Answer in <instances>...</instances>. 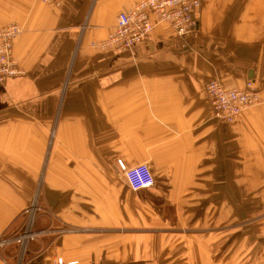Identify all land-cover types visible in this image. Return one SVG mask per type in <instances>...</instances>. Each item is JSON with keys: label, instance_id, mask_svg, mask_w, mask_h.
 <instances>
[{"label": "crops", "instance_id": "obj_1", "mask_svg": "<svg viewBox=\"0 0 264 264\" xmlns=\"http://www.w3.org/2000/svg\"><path fill=\"white\" fill-rule=\"evenodd\" d=\"M139 1L0 0V26L21 27L13 55L24 71L0 84V237L40 191L55 219L39 215L21 264H264V0H201L183 38L155 23L131 50L92 46ZM214 80H251L262 101L213 122ZM117 159L149 164L157 185L130 190ZM246 209L236 231L208 235Z\"/></svg>", "mask_w": 264, "mask_h": 264}, {"label": "built area", "instance_id": "obj_2", "mask_svg": "<svg viewBox=\"0 0 264 264\" xmlns=\"http://www.w3.org/2000/svg\"><path fill=\"white\" fill-rule=\"evenodd\" d=\"M42 1L53 6L61 0ZM200 5L201 0H141L129 10L117 15L114 30L109 33L107 39L99 43V46L111 48L116 53L131 50L148 39L155 23L166 24L177 37L183 38L196 31L198 22L194 12ZM19 35L20 29L14 25L0 30V83L24 74L13 56V43ZM205 91L211 100L214 116L226 123L235 120L241 110L257 101L249 81L243 90L225 89L217 82H209ZM116 166L130 190L146 191L153 187V176L147 165L127 167L123 161L118 160ZM30 234L25 231L18 239L25 241L31 237ZM56 264L77 263H64L59 259Z\"/></svg>", "mask_w": 264, "mask_h": 264}, {"label": "rangeland", "instance_id": "obj_3", "mask_svg": "<svg viewBox=\"0 0 264 264\" xmlns=\"http://www.w3.org/2000/svg\"><path fill=\"white\" fill-rule=\"evenodd\" d=\"M34 1L37 4H39V5L43 6V7H47L49 9H54V8L58 7L61 4V2H62V0H61L57 5L50 6L49 4L44 3L42 0H34ZM122 12H125V11H122ZM10 25L17 26L20 29V35H21L22 30H21L20 25H18L17 23H14V22H7V23L1 25L0 26V30L4 29L5 27L10 26ZM20 35L18 36V38L20 37ZM15 41H14V43H15ZM103 41L94 42V43H92V46H94V47H96V48H98L100 50H107V49L112 50L111 48H101L99 46V43H101ZM10 79H13V78H10ZM248 81L251 82V87H252V89L254 90V92L256 94L257 101L253 105H250V106L244 108L243 110H241L239 112V114L236 116V119L233 120L230 123L222 122V121L218 120L214 116V109H213V106L211 104V100H210V98L208 97V95L206 94V91H205L206 84L209 83V82H217L221 87H223L225 89L243 90L244 88L246 89V87H247V81L245 82L243 88H227V87L222 86L220 84V82L215 81V80L214 81H209V82H207L205 84L204 93H205V96H206V98L208 100V104H209V107H210V120L211 121L219 123V124H225V125L232 124V123H234V122H236V121H238L240 119V116H241L242 112H244L245 110H247L249 108L255 107L256 105L261 103L262 99H261V96H260L259 89L255 86V84L251 80H248ZM0 84H2V83H0ZM118 160L119 159H117L115 161V165H117V161ZM141 164L147 165V167L150 169L149 164H147V163H141ZM150 171H151V169H150ZM151 174L153 176V182H154L152 188H154L157 185V181H156V178H155L154 174L152 173V171H151ZM120 175L122 176V173H120ZM41 182H42V177L41 178L38 177L37 183H38L39 186H40ZM39 192H37V193H35L33 195L32 194L28 195V198H27V201H26L27 205L16 215L15 219L13 220V222L10 224V226H8L6 228V230L4 231L2 236L0 237V257H2L3 259H6L4 254L14 255L15 257H14L13 264H16L17 260H18L17 263H19V261H20V264H21V262L24 261L25 254L28 253L27 252L28 251L27 248L29 246L28 244H30V242H32V241L37 239L39 234L36 235V232H34V231L36 230L35 223H36L39 215L41 213L49 214L48 215L49 218H51L52 220L55 219L54 215L51 212H50L51 213L50 214L49 211H46V210H44L42 208V206H41L42 197H41V193H39ZM220 196L221 195H214L215 198L213 200L216 201V202H220L222 199L225 200V198L220 197ZM215 212H220V211L218 210V211H215ZM232 212H235V211H232V210L229 211V213H232ZM261 212L263 213L264 211L262 210ZM252 213H253V211L248 210V209L243 210V211L240 210L238 212L236 211V213L229 218V221L224 220V222H222L220 218H216V220H215V216H214L213 220H215V222L212 223L211 225L210 224L208 225V235L213 234V235H217L218 236L219 234L221 235V234H225V233H228V232H231V231H236L237 228L239 227L238 224L240 222H245L248 219H251L253 217ZM215 214H217L219 216L218 213H214V215ZM243 214H245L244 217H242ZM227 226H232V227H229V229L227 231ZM25 231H27L28 233H31L30 234L31 237L27 238L25 241H21L20 239H18V237L21 234H23ZM59 231H61V232H76L77 230L75 228H72V227H66L65 225H63V226L59 225ZM218 238H219V236H218ZM3 251H5L6 253L3 252ZM20 255H22V256H20ZM59 259H61L64 263L76 262L77 264H84V263H82V262H80L79 260H76V259L66 260V259H64L62 257H57L55 259V261H54V264H56ZM89 264H100V263H89Z\"/></svg>", "mask_w": 264, "mask_h": 264}, {"label": "water", "instance_id": "obj_4", "mask_svg": "<svg viewBox=\"0 0 264 264\" xmlns=\"http://www.w3.org/2000/svg\"><path fill=\"white\" fill-rule=\"evenodd\" d=\"M20 256H22V255H20ZM19 264H20V261H19Z\"/></svg>", "mask_w": 264, "mask_h": 264}, {"label": "trees", "instance_id": "obj_5", "mask_svg": "<svg viewBox=\"0 0 264 264\" xmlns=\"http://www.w3.org/2000/svg\"><path fill=\"white\" fill-rule=\"evenodd\" d=\"M26 255V254H25Z\"/></svg>", "mask_w": 264, "mask_h": 264}]
</instances>
